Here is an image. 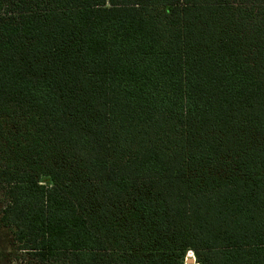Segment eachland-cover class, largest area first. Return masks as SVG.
<instances>
[{
  "label": "trees",
  "instance_id": "obj_1",
  "mask_svg": "<svg viewBox=\"0 0 264 264\" xmlns=\"http://www.w3.org/2000/svg\"><path fill=\"white\" fill-rule=\"evenodd\" d=\"M0 231V264H264V0H0Z\"/></svg>",
  "mask_w": 264,
  "mask_h": 264
},
{
  "label": "rangeland",
  "instance_id": "obj_2",
  "mask_svg": "<svg viewBox=\"0 0 264 264\" xmlns=\"http://www.w3.org/2000/svg\"><path fill=\"white\" fill-rule=\"evenodd\" d=\"M7 233L6 231H0V246L6 251L5 255L9 252V246H8V238H7ZM3 255V256H5ZM191 258L193 260H195V257L193 255V253H189L188 255V259ZM187 262V261H186ZM193 264H196V262H194Z\"/></svg>",
  "mask_w": 264,
  "mask_h": 264
},
{
  "label": "water",
  "instance_id": "obj_3",
  "mask_svg": "<svg viewBox=\"0 0 264 264\" xmlns=\"http://www.w3.org/2000/svg\"><path fill=\"white\" fill-rule=\"evenodd\" d=\"M194 262H195V260H193L191 258L187 259V264H193Z\"/></svg>",
  "mask_w": 264,
  "mask_h": 264
}]
</instances>
